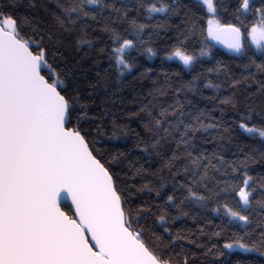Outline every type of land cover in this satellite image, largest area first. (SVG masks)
Here are the masks:
<instances>
[{"label":"trees","instance_id":"16d2710c","mask_svg":"<svg viewBox=\"0 0 264 264\" xmlns=\"http://www.w3.org/2000/svg\"><path fill=\"white\" fill-rule=\"evenodd\" d=\"M213 2L217 11L211 15L196 0H99L82 4L89 13L84 16L60 7L80 0H0L5 15L22 26V37L49 50V62L64 81L61 94L78 102L81 132L140 215L148 232L143 239L164 248L172 264L185 257L188 264H264L260 252L224 247L237 241L259 246L264 225V208L244 205L238 196L247 172L257 183L251 199L264 200L258 187L264 182V137L240 127L264 130V51L247 39L264 0H249L247 17L241 0ZM152 6L167 11L150 13ZM209 19L241 28V56L212 46ZM124 40L133 42L125 52L128 68L115 55ZM181 46L196 57L190 67L168 59ZM202 50L209 55L201 56ZM43 75L48 78L47 69ZM189 125L198 130L185 135ZM62 208L72 216L71 208ZM229 209L251 223L233 218Z\"/></svg>","mask_w":264,"mask_h":264},{"label":"snow or ice","instance_id":"6c2138e0","mask_svg":"<svg viewBox=\"0 0 264 264\" xmlns=\"http://www.w3.org/2000/svg\"><path fill=\"white\" fill-rule=\"evenodd\" d=\"M98 2L80 0L77 6L60 7L66 14L87 16L82 4ZM202 2L209 12L217 11L213 0ZM241 7L248 10L249 0H241ZM165 11L167 7L149 8L150 13ZM257 11L261 18L251 27L250 35L264 51V8ZM56 19L64 27L61 17ZM207 35L237 53L242 51L240 27L209 19ZM132 47L131 40H124L115 49L117 63L125 68L129 67L125 51ZM148 51L155 55L152 49ZM200 55L209 53L202 50ZM175 58L185 66L196 59L182 46L168 56ZM259 67L264 70V65ZM45 69L47 79L42 75ZM63 84L49 62V50L31 37L24 39L22 26L14 16L5 15L0 4V264H172L164 248L157 250L143 239L148 232L140 227V215L128 207L127 194L118 189L105 166L107 161L102 162L103 157L98 158L90 148L78 123V102L61 94L66 90L60 87ZM160 124L161 120H156V125ZM240 127L264 137V130L246 124ZM197 130L186 126L185 135ZM241 184L238 196L243 204L255 202L264 208V200L251 199L257 190L253 177L245 172ZM258 187L264 189V182ZM68 197L75 205V219L60 209L61 200ZM228 211L233 218L251 223L249 216ZM159 219L165 223L164 216ZM261 229L259 246L237 241L224 247L264 255V225ZM172 243L169 241V246ZM182 264H188L187 257Z\"/></svg>","mask_w":264,"mask_h":264},{"label":"water","instance_id":"95a60500","mask_svg":"<svg viewBox=\"0 0 264 264\" xmlns=\"http://www.w3.org/2000/svg\"><path fill=\"white\" fill-rule=\"evenodd\" d=\"M249 8H250V7H249ZM242 12H243V15L246 16V17L249 15V9H248V10H244V9L242 8ZM207 39H208V41H210V43L212 44L213 47H215V48H217V49H219V50H221V51H224L226 54L230 55L231 57H239V56H241V55L243 54V52L245 51L244 48H245V44H246V39H245V35H244V33H243L242 31H241V43H242V45H243V48H242V51H241L240 53H237V52H235L234 50L229 49L226 45H224V44H222V43H220V42H218V41H216V40L211 39V37H208V35H207ZM43 71H44V70H43ZM43 71H42V75H43ZM62 195H63V194H62ZM63 206H66V207L68 206L69 208H71L72 216H69V215H67V214L64 212V210H63V208H62ZM60 209H61V211H63L67 216H69V217H71V218H73V219L76 218V215H75V205L72 203L70 197H68V199H66V200H61V202H60Z\"/></svg>","mask_w":264,"mask_h":264},{"label":"rangeland","instance_id":"374dc122","mask_svg":"<svg viewBox=\"0 0 264 264\" xmlns=\"http://www.w3.org/2000/svg\"><path fill=\"white\" fill-rule=\"evenodd\" d=\"M197 2L199 1V2H201L202 4H203V2H202V0H196ZM204 5V4H203ZM205 6V8L207 9V6L206 5H204ZM209 12V11H208ZM156 13V12H155ZM211 15H213L214 13H211V12H209ZM247 39L249 40V45L251 46V47H253V48H255V49H257L258 51H261L260 49H258L257 48V46L255 45V43L254 42H252V40H251V35H250V31H249V33H248V36H247ZM122 45V44H121ZM129 49H127L126 51H128ZM125 51V52H126ZM175 60L176 61H178V62H180V63H182L183 64V62L182 61H180L178 58H175ZM118 64V63H117ZM193 64V63H192ZM118 65H120V64H118ZM184 65V64H183ZM185 66V65H184ZM185 67H190V66H185Z\"/></svg>","mask_w":264,"mask_h":264}]
</instances>
